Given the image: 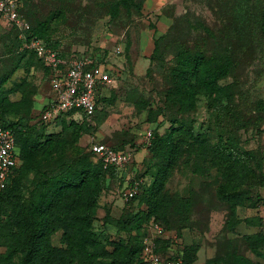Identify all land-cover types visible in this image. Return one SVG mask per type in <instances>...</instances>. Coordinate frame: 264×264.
I'll return each instance as SVG.
<instances>
[{
	"label": "rangeland",
	"instance_id": "1",
	"mask_svg": "<svg viewBox=\"0 0 264 264\" xmlns=\"http://www.w3.org/2000/svg\"><path fill=\"white\" fill-rule=\"evenodd\" d=\"M23 2L28 29L44 22L40 39L46 47L63 60L89 57L112 77L91 119L40 124L36 115L51 97L45 67L0 19V120L18 121L31 138L44 142L21 179L23 199L37 197L38 184L48 176L82 161L96 164L88 151L93 142L127 148L133 159L122 171L124 182L105 178L92 227L124 246L134 244V233L114 221L147 209L146 189L158 171L152 141L171 132L177 152L161 192L166 205L145 222L143 241L169 257L197 243L193 264H246L241 258L264 264L246 240L264 226V0ZM181 51L224 70L216 90L176 76ZM190 134H204L212 151L219 144L242 158L237 180L226 190L229 200L218 192L227 181L224 165L212 154L207 160L190 155ZM134 177L143 193L125 199L121 189ZM60 237L58 230L52 244L60 246Z\"/></svg>",
	"mask_w": 264,
	"mask_h": 264
},
{
	"label": "trees",
	"instance_id": "2",
	"mask_svg": "<svg viewBox=\"0 0 264 264\" xmlns=\"http://www.w3.org/2000/svg\"><path fill=\"white\" fill-rule=\"evenodd\" d=\"M20 2L19 13L23 16L24 2L23 0ZM43 26L44 22H40L37 29L31 30L29 27L24 32L26 39L42 38L40 30ZM11 28L18 39L19 30L14 26ZM18 41L23 49L35 54L44 65L38 53L25 48L20 38ZM59 59L63 60L60 57ZM207 65L200 54L181 51L178 54L175 74L184 83L195 82L208 90H216V81L224 75V70L218 65H213V68L205 67ZM43 67L49 78V68L45 65ZM100 90L96 96V106L102 94ZM3 100L5 98L0 99L1 104ZM71 113H63L56 120L66 118L78 122L69 117ZM36 116L38 117V114ZM38 122L44 123L39 120ZM74 122L72 123L75 124ZM0 126L13 132L19 159L5 187L0 189V246L4 247L3 251H0V264H147L141 255L145 234L143 227L152 215L160 214L166 205L161 192L174 159L173 154L177 152L171 132L152 141L150 151L152 158L156 159L154 163L158 161V164L156 163L158 171L146 189L147 209L143 210L142 214L133 215L127 220H121L119 217L114 221L120 228L127 229L129 234L135 235L134 244L124 246L120 238L115 239L103 233L97 234L92 227L93 209L105 178H115L120 182L123 181V175L121 176L114 167L103 168L101 161L88 148L89 153L96 157V164L82 161L77 166H69L63 172L48 176L38 184V196L26 201L21 193V179L33 168L36 154L44 142L36 137L31 138L18 121L1 119ZM189 138L187 149L190 155L196 159L207 160L212 154L216 161L219 160L224 165L227 181L219 185L218 192L221 198L229 200L226 190L237 180L236 167L240 165L238 162L242 158H238L234 151L219 144L212 151L207 145L204 134H190ZM48 139V142L52 141ZM55 142L57 148V141ZM105 144L115 150L124 149L111 143ZM163 149H166L167 155H162ZM141 193L143 190L137 191L130 199L136 198ZM187 206L188 204L183 202L181 208L187 210ZM263 227L262 224L260 231L246 236L251 252L262 259L264 253L260 250L264 248ZM58 230L61 231V245L55 246L51 242V236ZM198 249L197 243L184 246L179 257L182 264H193ZM156 251L162 258H175L165 256L157 249ZM241 260L246 264H252L247 259L241 258Z\"/></svg>",
	"mask_w": 264,
	"mask_h": 264
},
{
	"label": "built area",
	"instance_id": "3",
	"mask_svg": "<svg viewBox=\"0 0 264 264\" xmlns=\"http://www.w3.org/2000/svg\"><path fill=\"white\" fill-rule=\"evenodd\" d=\"M20 5V0H0V19L19 30L18 37L23 41L24 47L38 53L50 70L48 83L51 97L44 101L42 107H45H41L37 113V120L44 123L55 122L57 117L68 112H72L69 117L75 121L91 119L97 107V93L112 81L110 71L104 64L85 56H75L65 62L46 47L42 40L26 39L24 32L28 30V24L19 13ZM149 136L150 131H147L146 138ZM89 150L101 161L103 168L114 167L121 176L133 159L127 148L115 150L105 143L93 142L89 145ZM18 161L13 132L0 126V189L5 187ZM139 185V180L132 179L129 186L125 185L121 189L122 197L130 199L137 193ZM141 255L147 264H182L179 257L162 258L150 240L143 241Z\"/></svg>",
	"mask_w": 264,
	"mask_h": 264
}]
</instances>
